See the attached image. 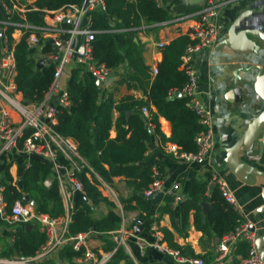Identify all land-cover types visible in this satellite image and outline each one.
I'll return each instance as SVG.
<instances>
[{"label": "trees", "instance_id": "16d2710c", "mask_svg": "<svg viewBox=\"0 0 264 264\" xmlns=\"http://www.w3.org/2000/svg\"><path fill=\"white\" fill-rule=\"evenodd\" d=\"M84 2L85 0H36L27 7L25 20L14 13L11 21L41 27L46 24L45 17L48 12L70 5H81ZM105 3V12L97 10L91 15L92 29L98 31L92 42L94 57L113 71L126 63L127 74H121L119 83L128 82L131 88L129 82H136V88L144 91L147 100L127 96L116 102L114 92L107 96L105 92H100L94 78L89 74L80 78L82 68L72 72L68 84L70 107H59L58 124L54 129L78 143L79 154L89 167L84 168L77 176L92 204L84 200L74 202L68 228L70 235L87 232L108 234L121 228L122 218L114 211H110L101 219L94 217V206L101 203L112 205L99 191L97 176L108 183L115 177H125L127 184L136 194L142 193L152 182V165H144L143 162L153 135L159 136L163 143L178 145L183 151L196 152L195 138L202 131L198 117L188 107L189 99L184 96L177 97L187 82V75L181 69V57L190 39L180 36L162 49L163 59L158 66V74L151 81L152 76L143 61L142 49L130 34L133 29L141 27L143 20L154 24L167 21L169 18L166 11L150 0H105ZM114 18L120 22H115ZM15 29V26H9L5 31V38L14 46L17 89L27 101L40 105L51 90L56 68L54 64L39 68L37 53H31L28 39L32 33L40 35V32L26 30L21 40L16 42L12 37ZM52 52V45L47 43L40 53L47 56ZM173 92L177 94L173 96ZM171 97L173 99H170ZM143 107L150 108L149 118L142 114ZM152 107L156 111H153ZM160 118L171 123L170 138H166L161 131ZM112 131L116 133L114 138L111 137ZM60 159L67 163L63 157ZM88 174L92 176V180L88 179ZM51 176V167L42 159L31 162L23 176L22 189L18 183L14 184L12 176L7 174L4 185L7 212H10L15 201H22L28 195L38 203V213L47 214L52 218L65 216L58 181L54 179L49 188L45 186V181ZM204 191L205 186L191 184V199L181 207L183 219L188 217L191 209H195V227L203 233H214L222 238L240 225L241 218L217 190H214L208 200L211 209L204 218L201 203L206 200L200 198ZM135 199L141 203L143 210L149 213L150 202H145L137 195ZM166 235L168 236V232ZM45 241L46 235L38 228L27 230L26 226H23L16 232L13 246H10L5 254L34 257ZM72 255L80 253L74 251ZM114 258L117 262L123 259L122 252L118 250Z\"/></svg>", "mask_w": 264, "mask_h": 264}, {"label": "crops", "instance_id": "0c3cea01", "mask_svg": "<svg viewBox=\"0 0 264 264\" xmlns=\"http://www.w3.org/2000/svg\"><path fill=\"white\" fill-rule=\"evenodd\" d=\"M15 1L22 8H27L36 2V0ZM158 1V7L166 11L169 19L163 23L155 24L143 20L141 27L133 29L131 33L134 36V41L136 40V43L142 49L143 61L149 67L152 76L151 81L155 77L151 72L152 69L158 67L163 59L159 44L164 42L168 45L176 38L182 36L179 30L188 31L193 24L195 15L209 4H207V1L201 4H194V0ZM211 1L219 5V13L213 18V22L219 27V37L212 47L204 48L196 54L194 66L198 86L196 97L202 106L211 112L215 141L213 150L204 164L186 163L175 159L171 154L167 153L166 145L168 142L163 143L159 136L153 135L143 164L158 167L163 175V192H165V196L156 206L153 205L152 198H142L140 197L141 193L136 194L135 190L127 184L125 177H115L112 182L108 183L97 176L99 191L112 205L101 203L98 206H94V217L101 219L106 217L110 211H114L122 218V225L119 230L108 234L90 232L88 247L99 254H113L110 264H167L166 260L174 263L172 258L150 246L156 240L157 234L162 236L167 246L180 250L184 256L202 258L206 262H212L216 257L220 238L214 233H203L195 227V209H191L188 217L184 220L181 207L183 203L191 199L189 194L191 184L205 186L204 194L200 198L209 203L208 200L214 190L219 192L213 180L214 176L227 183L236 199L239 211L229 205L240 216L242 222L248 221L253 226L256 240L264 236V176L250 174L247 180L240 179L227 168L225 164L226 155L220 152L224 147H231L240 137L239 134L233 131V127L243 124L245 128L264 110V101L256 95L253 85L250 88V94L244 99L245 104H237L236 95L233 94L232 90L229 92L225 85V82L229 81L235 73L250 79L251 82H254L258 76V68H261L264 73V44L261 41H257V44L263 47L261 50L257 49V53H239L235 51L227 43L229 28L232 20L244 10L245 7H242V3L244 6L246 2H239L238 0ZM191 16L192 18H190ZM182 18L185 19L180 20L178 24L174 22ZM2 19H4L3 16L0 18V25L3 24ZM45 21H47L46 17ZM114 21L120 22L116 18H114ZM67 24L74 25V19L68 20ZM92 26L91 15L81 21V27L83 28H92ZM6 29L3 25L0 26V33L3 31L4 37ZM23 34L22 29L16 28L12 33V37L16 42H19ZM84 39L83 35L77 36L76 44L82 43ZM40 52L41 49L39 48L36 52V57L40 60H45L46 64H48L49 57L42 55ZM79 68L81 67L77 65L64 68L59 80L61 88L68 89L72 72L79 70ZM246 68L251 69L250 72H243V69ZM85 74L88 73L82 69L79 77L83 78ZM121 74H127L126 63L113 71L114 79L110 89L108 91L103 89L102 92H105L106 96L110 92H114L116 102L127 96H133L137 100H147L144 91L136 88L138 86L136 82H129L132 86L131 88L128 82L119 83ZM14 96L31 107L35 105V103L27 101L19 91ZM57 98V94H53L51 103H55ZM1 104L3 107L9 108L11 118L16 124L23 122L18 110L8 104L2 102ZM152 110L156 111L153 107ZM236 117L241 118V123ZM160 124L163 134L166 138H170L172 136L171 123L164 118H160ZM31 131L30 128L25 129L23 138L19 140L18 146L10 153L4 152L3 142L0 139L1 185H5L7 174L12 176L14 184L18 183L23 179L25 172L31 166V162L36 159H42L37 155L25 153L23 150L24 140L30 135ZM115 136V131H112L111 137L114 138ZM73 141L77 143L75 139ZM247 162L264 172V146L261 147L260 144H257ZM87 177L92 180L90 174ZM54 179H56L55 175L54 178H48L47 180L53 182ZM175 185H178L177 188L174 187ZM170 190L175 191L176 195L181 197L178 205L173 204V198L169 195ZM142 193L144 194V192ZM136 195L145 200V202H150L149 213H146L141 203L135 199ZM32 201L35 200L31 199L29 203L32 204ZM74 202L73 196V208ZM88 203L92 204L91 200L88 199ZM127 207H130V209H127ZM202 214L206 218L203 208ZM138 220H141V224L138 223ZM23 226H26V228L27 226H32V229L38 228L42 232L38 223L30 225L9 224L0 218V259L21 257L15 254L7 256L5 252L7 253L10 246H13L15 234ZM120 231H124V244L119 246L115 238L117 236L116 232ZM166 232H168V236ZM141 240L144 243L143 246L140 245ZM249 248L250 245L247 242H240L234 262L237 263L241 259L248 258L250 256ZM118 250L122 252L123 259L117 262L114 255ZM72 252H74L72 246L65 245L55 251L47 260L51 264H82L80 261L81 254L75 256L72 255Z\"/></svg>", "mask_w": 264, "mask_h": 264}, {"label": "built area", "instance_id": "2783aa9c", "mask_svg": "<svg viewBox=\"0 0 264 264\" xmlns=\"http://www.w3.org/2000/svg\"><path fill=\"white\" fill-rule=\"evenodd\" d=\"M150 1L155 2L157 5L159 2L158 0ZM205 1L209 4L195 15L193 24L188 31L179 30L180 35L187 36L190 39V43L181 57V69L187 75V82L179 93L189 99L188 107L194 111L198 117V122L202 126V131L195 138L197 151L186 152L173 143H167L166 145L167 153L175 159L197 164H204L209 159L215 143L211 112L205 109L196 97L198 90L194 66L196 54L204 48L212 47L219 37V27L213 22V18L219 13V5L211 0ZM0 5L7 14V18L5 21L3 20L2 24L5 28L15 26L22 29L23 33L29 29L40 32V35L36 33L30 35L28 45L31 48L42 49L47 43L52 42L51 45L54 49L48 57L50 63L52 62L56 68L53 85L44 102L40 105L35 104L34 107L25 104L23 100H18L14 96L18 93L15 82L17 71L14 46H11L4 36L2 40L0 38V139L3 142V150L6 153L12 152L18 146L19 140L23 138L25 129L30 128L32 131L24 140L23 150L30 155L41 157L49 164L58 181L66 212L63 217L52 218L47 214L38 213L31 203H25L21 200L15 201L10 212H7V203L4 196L5 187L0 184L1 220L9 224L30 225L38 223L42 232L46 235L45 243L34 257L21 256L14 259H0V264H51L47 260L49 256L65 245H71L75 252L81 254L80 261L82 264H110L113 254H99L88 247L90 232L76 235L69 234L68 228L73 213L74 193L76 191L85 193L83 184L77 174L89 165L80 156L78 144L72 138L65 137L54 129V126L58 124L59 107L68 108L71 103L68 89L61 88L59 84L64 68L71 65L81 67L94 78L95 82L100 81L102 90L105 89L106 91L110 89L114 79L113 70L105 63L98 62L94 57L92 42L95 40L98 31L81 27L83 18L92 15L97 10L106 11L105 0H85L81 5H70L57 11L48 12L46 24L41 27L32 26L26 22L14 23L11 21V16L14 13L19 14L25 20V14L28 11L27 8H22L15 0H4ZM71 19H74V25L67 24V21ZM183 19L185 18L174 22L178 24ZM79 35H83L85 39L82 43L76 44V38ZM165 46L166 43L164 42L159 44L161 50ZM151 72L156 76L158 67H154ZM55 93L58 96L57 101L51 103V96ZM172 94L175 96L177 92ZM1 102L18 110L23 122L16 124L11 118L9 108L3 107ZM142 114L149 118L151 115L150 108L143 107ZM60 157H63L67 163H63ZM213 180L221 196L236 211H239L236 199L227 183L215 176ZM51 184V180L45 181V186L50 187ZM163 185L162 172L158 167H152V182L144 191L145 197L148 199L153 198L157 192L163 191ZM177 186L174 187L177 188ZM169 195L173 198V204L178 205L180 203L181 197L176 195L175 191L170 190ZM116 234V243L119 246L123 245L124 231L116 232ZM240 242H247L250 245V256L235 263L234 258ZM140 245H144L142 240ZM150 246L172 258L175 264H264L256 247L255 234L252 232L251 224L248 221L241 222L235 230L220 238L216 257L212 262H206L202 258L184 256L180 250L167 246L160 234H157L156 240Z\"/></svg>", "mask_w": 264, "mask_h": 264}, {"label": "water", "instance_id": "95a60500", "mask_svg": "<svg viewBox=\"0 0 264 264\" xmlns=\"http://www.w3.org/2000/svg\"><path fill=\"white\" fill-rule=\"evenodd\" d=\"M205 0H194V4H201ZM239 2L245 1L246 3L242 7H245L242 12H240L231 22L229 28V38L228 44L239 53H257V49L261 50L263 47L257 44V41H261L264 44V0H238ZM0 11L4 19L7 18V14L3 7L0 5ZM134 39L133 34L130 35ZM1 40L3 39V31L0 33ZM135 42H137L135 40ZM52 42H50L51 44ZM37 48H32L31 53H36ZM45 60H39L37 66L42 68L45 66ZM51 64H53L51 62ZM259 69V74L254 82L250 79L240 76L235 73L234 76L225 82V85L230 92L236 95L237 104H245V97L250 94V88L253 85V89L256 95L264 101V73L261 68ZM251 69H243V72H250ZM99 87V91L102 92V83L100 81L96 82ZM182 94H177V97H182ZM170 99H173L171 97ZM241 123V118L236 117ZM233 131L240 135L236 142L231 147H224L220 150L221 153L226 155L225 164L227 168L232 171L237 177L242 180H247L250 174H255L258 176H264V172L258 170L256 167L250 165L247 161L250 159V155L255 150L257 144L261 147L264 146V110L254 118L251 123L243 127L240 126L233 127ZM153 134L152 130L150 131ZM261 153V152H260ZM245 161H244V160ZM20 189L23 188V181L18 182ZM165 192L159 191L152 198V203L154 206L158 205L164 198ZM140 197L145 198L144 194L141 193ZM30 197L26 195L23 198V202H30ZM84 200L88 202V197L85 193L76 191L74 193V201ZM32 205L37 210L38 203L32 201ZM201 207L203 208V213L207 217L211 205L208 202H202ZM141 224V220H138ZM28 230L32 229V226H27ZM252 232H254L253 226H251ZM256 247L261 255V259L264 261V236L257 238ZM167 264H175L170 260H166Z\"/></svg>", "mask_w": 264, "mask_h": 264}, {"label": "rangeland", "instance_id": "374dc122", "mask_svg": "<svg viewBox=\"0 0 264 264\" xmlns=\"http://www.w3.org/2000/svg\"><path fill=\"white\" fill-rule=\"evenodd\" d=\"M53 49H54V48H53ZM47 56H48V55H47ZM36 58H37V57H36ZM37 60H40V59L37 58ZM48 62H49L48 64H51L50 61H48ZM50 178H54L53 173H52V176H51ZM114 207H115V206H114ZM5 251H6V250H5Z\"/></svg>", "mask_w": 264, "mask_h": 264}]
</instances>
